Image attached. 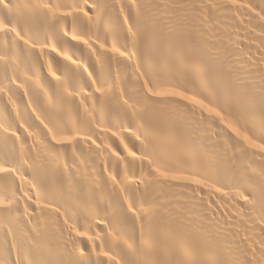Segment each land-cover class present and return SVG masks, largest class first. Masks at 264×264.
Instances as JSON below:
<instances>
[{
  "label": "bare ground",
  "instance_id": "obj_1",
  "mask_svg": "<svg viewBox=\"0 0 264 264\" xmlns=\"http://www.w3.org/2000/svg\"><path fill=\"white\" fill-rule=\"evenodd\" d=\"M0 264H264V0H0Z\"/></svg>",
  "mask_w": 264,
  "mask_h": 264
}]
</instances>
